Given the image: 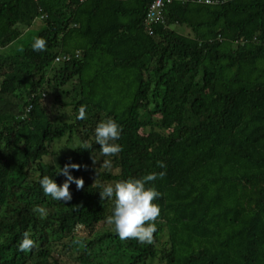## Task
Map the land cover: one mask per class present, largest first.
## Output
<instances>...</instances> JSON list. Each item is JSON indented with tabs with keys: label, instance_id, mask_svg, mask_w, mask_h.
Segmentation results:
<instances>
[{
	"label": "trees",
	"instance_id": "1",
	"mask_svg": "<svg viewBox=\"0 0 264 264\" xmlns=\"http://www.w3.org/2000/svg\"><path fill=\"white\" fill-rule=\"evenodd\" d=\"M151 1L0 0V49L36 19L47 42L0 51V264H264V0L164 1L148 33ZM49 90L68 114L47 109ZM108 119L115 156L94 143ZM70 163L84 186L55 201L39 181L62 185ZM161 171L146 185L161 193L153 243L121 241L99 191Z\"/></svg>",
	"mask_w": 264,
	"mask_h": 264
},
{
	"label": "clouds",
	"instance_id": "2",
	"mask_svg": "<svg viewBox=\"0 0 264 264\" xmlns=\"http://www.w3.org/2000/svg\"><path fill=\"white\" fill-rule=\"evenodd\" d=\"M46 44V40L36 39L32 44L33 51H45ZM53 64L57 63L53 60ZM77 119H86L85 108L81 107L79 109ZM122 131V126L112 119L101 122L96 126L94 143L100 145L101 153L104 156H115L122 151L121 145L115 143V141L120 140ZM81 147L91 149L92 145L84 144ZM157 166L162 169L166 168V164L162 161H158ZM80 167L77 163H70L63 168H59L56 174H62L66 177L62 185H58L53 178L47 176L40 179L39 183L44 194L55 201L66 202L71 200L70 184L75 183L78 189L84 186L83 180L74 177L70 171H79ZM165 175L166 172L164 171L158 174L149 173L143 178L129 179L115 185L103 186L99 191L102 199L115 201L112 215L108 217L107 222L114 225L115 232L121 241L134 239L141 244L153 243L154 233L157 231L155 221L161 211L159 205L154 201L161 196V193L154 186L146 187V185L158 178L162 179ZM34 246L35 241L30 238L29 233L25 232L24 238L18 246L19 251L27 253Z\"/></svg>",
	"mask_w": 264,
	"mask_h": 264
},
{
	"label": "rangeland",
	"instance_id": "3",
	"mask_svg": "<svg viewBox=\"0 0 264 264\" xmlns=\"http://www.w3.org/2000/svg\"><path fill=\"white\" fill-rule=\"evenodd\" d=\"M43 23L39 20L36 19L34 22L31 24V26L27 29H23L22 34L15 40L13 41L10 45L1 48L0 51L4 53L5 55H17L22 52V50L33 44V42L36 40V33L42 28ZM173 29L176 31L181 32L182 34H189L190 30L186 27H177V26H172ZM73 83V82H72ZM56 94L49 90L47 94L44 95L45 98V106L47 109L52 111V114L63 115V114H68L70 112V99L66 95H61L60 96V101L55 99ZM62 101V102H61ZM61 103L64 104L61 106ZM61 106V107H60ZM59 109V112H57ZM64 116V115H63ZM164 235L161 236V239H164ZM68 255V254H66ZM69 256V255H68ZM66 256V260L67 257ZM71 257V256H69ZM73 258H68V261H73ZM150 264H161L157 260H152Z\"/></svg>",
	"mask_w": 264,
	"mask_h": 264
},
{
	"label": "built area",
	"instance_id": "4",
	"mask_svg": "<svg viewBox=\"0 0 264 264\" xmlns=\"http://www.w3.org/2000/svg\"><path fill=\"white\" fill-rule=\"evenodd\" d=\"M165 2H170L171 0H152L148 6V10L144 20V27L148 33H152L151 25L153 23L163 22L162 7ZM198 2L211 3V0H197ZM73 58H79V51H76L74 54H60L54 58V62H68ZM28 109V108H27Z\"/></svg>",
	"mask_w": 264,
	"mask_h": 264
}]
</instances>
